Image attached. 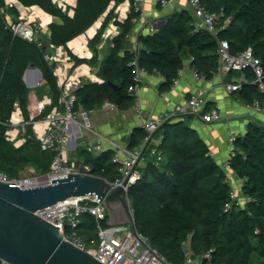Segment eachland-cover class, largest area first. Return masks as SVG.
Instances as JSON below:
<instances>
[{
  "label": "trees",
  "instance_id": "1",
  "mask_svg": "<svg viewBox=\"0 0 264 264\" xmlns=\"http://www.w3.org/2000/svg\"><path fill=\"white\" fill-rule=\"evenodd\" d=\"M26 7L37 6L58 22L50 24L49 39L55 47H67L70 42L90 30L106 13L105 21L90 41L93 52L90 60L74 57L76 64L89 63L97 68L102 83L86 81L76 93L74 111L89 113L110 100L125 112L134 107L136 97L129 88L135 84L138 68L150 75H160L161 92L173 86L179 71L188 63L200 76L211 80L218 71V39L230 43L233 55L252 48L264 69V0H201L206 11L221 16L223 25L216 39L205 29L195 28V17L188 9L175 10L164 17L155 32L140 34L138 50L129 47V38L141 17L134 0L124 22H117L120 33L110 41L107 54L101 59L99 49L103 34L116 17L110 6L126 0H77L70 16L53 0H18ZM4 1L0 0V172L17 179L27 167L37 174L50 172L56 153L43 150L32 127L27 128V141L16 148L6 137L3 125L15 111L18 103L29 118L30 89L24 81L26 71L34 66L44 79L52 97V106L43 113L46 117L58 105L60 90L53 65L44 59L39 43L14 36L7 26ZM9 14L18 16L16 10ZM246 77L253 80L251 69L227 74V81ZM120 86L119 90L112 86ZM248 104L263 99L255 85L245 84L238 91ZM147 132L135 128L128 138V150L143 147L138 167L141 179L129 188L137 231L149 239L152 247L171 264H186V244L192 258L199 264H264V123H251L243 136L235 138L231 171L244 180L245 205L233 200L232 185L227 172L212 157L207 143L186 121H165L145 143ZM162 153L158 163L151 155L153 148ZM78 164L88 166L90 174L114 183L120 178L115 151L107 149L94 153L85 147L75 151ZM95 218L89 213L81 217L79 234L89 243L97 236ZM210 253L211 259L204 256Z\"/></svg>",
  "mask_w": 264,
  "mask_h": 264
},
{
  "label": "built area",
  "instance_id": "2",
  "mask_svg": "<svg viewBox=\"0 0 264 264\" xmlns=\"http://www.w3.org/2000/svg\"><path fill=\"white\" fill-rule=\"evenodd\" d=\"M2 1H4L5 6L1 8V12L5 13L7 26L11 29L14 36H18L29 42L39 43L40 46L43 47L44 59L49 62L50 65H53V72L57 78L60 96L58 105L53 107L51 112L43 120V130L35 136L40 142L43 150H51L56 153L51 164L50 172L44 175L35 174L26 177L22 176L17 179H10L4 173L0 172V181L14 182L21 189H29L49 185L52 180L66 178L70 173L80 172L81 169L83 174H90V168L88 166L79 165L77 161H72L69 156V146L72 138L71 131L73 127L78 129H76L78 133H81L84 127L88 130L91 129L88 123L80 122V119L84 121L85 119L87 120V113L84 112L79 115V113L74 111V106L77 100L76 93L84 82L102 83V80L92 72L90 67L85 65L77 66L76 61L69 51H67V47H55L50 42H43V37L49 39L51 35L49 29L50 24L43 25L38 19H31V16L39 9L37 6L26 7L18 0ZM180 1L181 0H159V3L161 6L167 7L169 5H178ZM185 1L191 7L192 14L195 17V28L197 30L205 29L218 39L220 30L227 26L229 20H226L225 23L221 25V16L208 13L202 5L201 0ZM140 2L141 0H134L135 8L139 11L138 3ZM53 3L70 16L73 15L69 13L70 8L65 0H53ZM123 3L127 5L125 10L120 8L119 4L116 5L113 3L110 6L109 10H114L116 17L110 22L107 30L103 34L104 40L112 41L113 38L119 35L120 29L117 22H124L127 17H125V15L123 16L122 13L124 11L130 13L132 9V4L129 0ZM9 10H16L18 16L14 17L9 14ZM106 15L107 13L96 23H99V30L105 21ZM218 59L219 67L215 75H227L230 72H240L246 69H251L255 75L253 80H249L242 76L224 83V88L228 93L238 92L242 89L243 85L251 84L257 86L264 95V69L260 60L255 57L252 48H248L238 55H233L230 51V43L227 40L218 39ZM183 70L184 69L179 71L178 77L173 81V85L178 84L179 77ZM194 73L196 78H200L195 71ZM148 75L149 73L145 69H137L134 77L135 84L129 88L130 94L134 95L136 99L141 84ZM36 83L40 84L38 81ZM205 94L206 91H202L192 97L186 107H178V113H186L187 111L198 112L202 110V118L205 122L213 123L221 121L222 117L218 106L214 107L210 112L204 111V108L207 106ZM49 105H51V103L47 104L44 101L38 100L35 95H30L28 106L29 118L27 119L20 105L18 103L15 104V111L11 118L6 123H3V125L7 127L8 131L11 130L6 133V137L8 135L7 139L12 140L16 148H20L26 143L28 126L37 124L38 118ZM252 107L254 111L264 114V97L261 100H255ZM102 110L109 113L119 111L118 106L110 100L104 101ZM138 114L141 117L142 111L140 108H138ZM164 121H166V119H158L142 124V128L145 129L148 134L145 138V143L152 140L154 133ZM12 132H15L17 136H11ZM235 138V136H232L229 140L231 153L224 167L227 172V181L230 184L232 176L229 173L231 170L229 163L234 155ZM101 140L109 142L114 147V161L119 164L120 178L112 184L116 187L123 186L124 183L127 182L125 189L129 192V188L142 177L138 167L141 165L144 146L134 151H127L107 138H101ZM92 150L96 153L103 152L99 144L93 146ZM120 153H124L125 156ZM151 155L156 158L158 163L163 161V155L156 147L152 149ZM240 181L242 200H240L234 192L232 197L234 202L238 205H245L248 198H246L242 192L244 180L240 179ZM86 213L92 215L96 220L98 247L95 249H89L86 241L79 234L81 217ZM37 215L60 228L67 241L73 243L82 250L90 252L103 264H171L152 247L148 238L141 235L138 231H135L130 224V228L126 225L109 226L108 224L105 227L103 221H108V212L104 206V201L99 200L96 196H86L67 200L38 211ZM186 254L187 264L190 262L192 255L188 249H186ZM204 257L209 260L211 259L210 253L206 254ZM0 264L9 263L0 258Z\"/></svg>",
  "mask_w": 264,
  "mask_h": 264
},
{
  "label": "crops",
  "instance_id": "3",
  "mask_svg": "<svg viewBox=\"0 0 264 264\" xmlns=\"http://www.w3.org/2000/svg\"><path fill=\"white\" fill-rule=\"evenodd\" d=\"M65 1L69 5V13L72 15L77 0ZM138 6L141 11V17L136 22V26L129 38V47L132 50H137V46L139 47L137 42L139 35L155 32L168 13L181 9L191 10V7L185 0H181L178 5H169L167 7L161 6L159 0H141ZM119 7L125 10L127 5L126 3H120ZM123 13L122 15H125V17L129 14L127 11ZM31 19H38L43 25L59 21L40 8L31 16ZM98 30L99 23L95 24L84 35L68 44L66 49L73 58H87L90 60L93 52L89 48V43L95 37ZM109 47L110 40H104L99 47L101 59L107 54ZM79 65L90 67L92 72L96 74L97 68L91 64L82 63ZM24 81L27 87L41 88V92H30V95H35L38 100L44 101L47 104L51 103L47 107L52 106V97L49 94L48 88L44 87V79H40L38 68L34 66L30 67L27 74L24 75ZM37 81L40 84H37ZM162 82L163 78L160 75L149 74L141 84L134 107L128 111L109 113L104 112L102 107H100L87 113L89 119H85V123H88L92 130H87V133H84L82 129L81 133H78V129L76 128V130L73 127L69 152L71 151L74 155L79 147H85L93 151V146L97 144L100 145L102 151L107 149L115 150L109 142L101 140V138H107L128 151V138L135 128L142 127V124L146 122L166 119V121H186L207 143L214 160L220 166L225 167L231 153L230 138L232 136H243L251 123H264V114L254 111L252 104H248L243 100L239 92L228 93L226 91L224 83L228 82L227 75H215L211 80L203 77L196 78L190 63H188L180 75L177 85H173L167 92H161L160 86ZM202 91H206L205 98L207 100V106L204 108V111L210 112L214 107L218 106L222 117L221 121L213 123L205 122L202 118V110L198 112L187 111L186 113H178V107H186L189 100ZM138 108L142 111L141 117L138 114ZM82 113L84 112H79V115ZM44 119L45 117L42 114L38 118L37 124L30 125L35 136L43 130ZM9 131L7 129V132ZM11 136L16 137L17 135L15 132H12ZM73 140H76V144H73ZM9 141L12 143V140ZM120 154L125 156L124 153ZM145 162L146 159L142 160L141 165L144 166ZM27 168L34 169L33 167ZM229 173L232 176V185H239L241 187L240 178L231 170ZM236 195L242 200L241 195L238 196L237 193Z\"/></svg>",
  "mask_w": 264,
  "mask_h": 264
},
{
  "label": "water",
  "instance_id": "4",
  "mask_svg": "<svg viewBox=\"0 0 264 264\" xmlns=\"http://www.w3.org/2000/svg\"><path fill=\"white\" fill-rule=\"evenodd\" d=\"M38 72L43 80L39 69ZM81 170L54 179L49 185L29 189L0 181L1 259L9 264H103L90 252L67 241L60 228L37 215L38 211L75 198L96 196L104 201L109 226L130 224L137 231L125 189L127 182L115 187L107 179L83 174Z\"/></svg>",
  "mask_w": 264,
  "mask_h": 264
},
{
  "label": "rangeland",
  "instance_id": "5",
  "mask_svg": "<svg viewBox=\"0 0 264 264\" xmlns=\"http://www.w3.org/2000/svg\"><path fill=\"white\" fill-rule=\"evenodd\" d=\"M189 11L191 12V10H189ZM28 88L30 89L31 93H39V92H41V88L40 87H36V88L32 87L31 88V87L28 86ZM88 119H89V117H88ZM80 122L81 123H85V121L83 119H80ZM87 130L88 129L86 127L83 128V132L84 133H87ZM90 130H92V129H90ZM69 156H70V159L72 161H76V157L71 153V151L69 152ZM35 174H37V172L34 169L27 168L25 171H23L20 174V176L26 177V176H32V175H35ZM231 185H232V183H231ZM232 190H233L234 193H237L238 196L241 195L240 194L241 191H240L239 185H232ZM103 225L106 227L107 226V221H103ZM126 226H128V228H130L129 224H126ZM97 232H98V230L96 231V233ZM92 238H93V240H91L89 243H87L89 249H95V248L98 247V234H97L96 237L93 236ZM92 241H93V243H92ZM186 249H188V244H186ZM188 264H199V261L197 259L191 258L190 262Z\"/></svg>",
  "mask_w": 264,
  "mask_h": 264
}]
</instances>
